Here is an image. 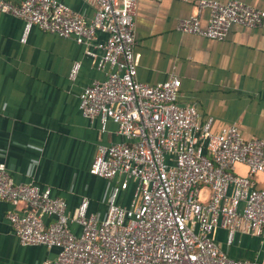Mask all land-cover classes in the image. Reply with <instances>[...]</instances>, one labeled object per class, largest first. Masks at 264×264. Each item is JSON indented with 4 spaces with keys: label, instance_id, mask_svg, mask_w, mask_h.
<instances>
[{
    "label": "built area",
    "instance_id": "built-area-1",
    "mask_svg": "<svg viewBox=\"0 0 264 264\" xmlns=\"http://www.w3.org/2000/svg\"><path fill=\"white\" fill-rule=\"evenodd\" d=\"M87 1L95 4L89 19L59 0H0L1 12L22 20V42L33 27L78 43L106 34L96 60L106 77L80 90L78 106L102 130L111 121L126 138L98 145L89 167L92 175L120 179L102 219L88 212L86 197L68 212L66 201L49 187L15 183L0 162V200L24 206L7 215L19 242L57 248L55 259L42 264H257L230 257L213 233L225 229L227 244L236 231L264 239V188L253 180L264 173V137L244 139L235 124L212 132L211 117L201 121L195 104L178 103L175 74L154 85L137 79L138 0ZM197 7L209 10L207 25L194 15L181 19L178 30L220 41L232 25L264 23V10L239 0H199ZM79 66L72 65L71 80ZM237 163L247 166V175L234 171ZM130 182L132 199L123 206L119 193Z\"/></svg>",
    "mask_w": 264,
    "mask_h": 264
},
{
    "label": "crops",
    "instance_id": "crops-1",
    "mask_svg": "<svg viewBox=\"0 0 264 264\" xmlns=\"http://www.w3.org/2000/svg\"><path fill=\"white\" fill-rule=\"evenodd\" d=\"M59 1L85 19L95 11V4L87 0ZM198 1L138 0L136 77L154 85L175 74L180 80L178 103L195 104L201 121L211 117L212 132L235 124L244 139L264 137V23L232 25L220 41L181 32L178 23L189 16H198L201 26L207 25L209 10H198ZM239 1L264 10V0ZM22 29L20 18L0 11V162L15 183L49 187L53 196L66 201L68 212L86 197L88 212L102 219L110 189L120 179L92 175L89 167L98 145L126 138L113 122L102 130L97 119L85 117L78 95L93 80L106 77L96 66L106 34L98 32L90 43H78L33 27L22 42ZM75 62L80 66L71 80L69 71ZM234 171L248 174L242 163ZM253 180L264 188V173H255ZM133 191L130 182L120 191L118 203L128 206ZM23 207L0 200V264H42L56 257L55 247L19 242L7 215ZM71 227L80 231L77 224ZM226 234L223 228L213 233L221 250L233 258L264 264V239L236 231L227 244Z\"/></svg>",
    "mask_w": 264,
    "mask_h": 264
}]
</instances>
